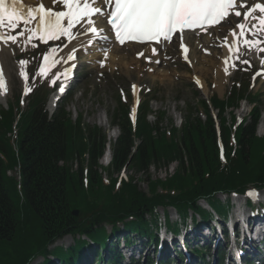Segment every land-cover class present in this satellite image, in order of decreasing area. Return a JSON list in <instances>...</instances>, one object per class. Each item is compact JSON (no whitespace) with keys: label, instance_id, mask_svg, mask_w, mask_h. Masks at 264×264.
<instances>
[{"label":"trees","instance_id":"16d2710c","mask_svg":"<svg viewBox=\"0 0 264 264\" xmlns=\"http://www.w3.org/2000/svg\"><path fill=\"white\" fill-rule=\"evenodd\" d=\"M45 97L34 94L22 113L14 111V107L0 111V264H29L36 257L43 258L41 264H56L54 261L90 264L88 253L98 254L95 244H101L102 251L116 257L113 239L121 232L119 225L123 232L154 240L153 230L157 229L154 211L158 207L173 208L183 222L191 213L196 225L197 217L203 222L208 218L198 201L204 200L224 214L216 194L242 193L248 186L264 187V138L254 134L257 108L251 112V124H241L236 129L234 125L227 126L223 117L225 110L236 107L241 99L260 104L258 99L247 95L246 87L233 89L223 100L216 97L210 100L211 107L218 111L225 150L223 163L218 157L214 124L204 101L199 106L205 121L187 117L181 130L171 129L169 136L160 132L157 123L153 126L147 123V101L140 105L132 134L126 118L127 106L118 102L112 122L120 126L121 136L112 148L107 174L111 176L112 171L118 172L126 164L139 173L146 172L151 165L177 162L172 176L148 183L147 193L140 191L132 178L121 181L118 188L114 178L108 185L103 183L95 170L102 152L100 131L84 126L80 119L72 123L63 110L47 120L42 110ZM17 117L16 136L12 139L8 135ZM133 138L140 143L128 159ZM16 169L19 181L7 175ZM84 169L87 174L83 178ZM74 209L79 210L77 218L71 214ZM165 223L168 229L178 232L177 225H171L168 218ZM106 226L111 228L112 236L106 235ZM64 235L75 238L70 248L48 249ZM125 237L127 240L128 236ZM22 247L28 249L19 256ZM10 253L15 255L9 256ZM98 256L96 264H107L102 255ZM16 258L18 261L12 263Z\"/></svg>","mask_w":264,"mask_h":264},{"label":"rangeland","instance_id":"374dc122","mask_svg":"<svg viewBox=\"0 0 264 264\" xmlns=\"http://www.w3.org/2000/svg\"><path fill=\"white\" fill-rule=\"evenodd\" d=\"M232 28L233 23L230 24L228 22L221 26L220 29L211 31L208 34L209 37L211 36L212 38H216L215 36L219 35L220 38L218 37L219 39H215L217 45H215L212 40L204 41L207 38V34L190 35L186 37L190 49L188 64L179 58L175 45L168 47L166 50H160L162 55L158 60H155L159 61V63H156L153 59H145L142 57L136 59L135 56L125 53L128 52V49H121L119 52L117 50L114 51L118 52L115 53L113 57V59L117 61H113L112 59L111 61L113 64H109L108 59H104V66L101 67L100 62L103 61L104 51L99 53L97 58L98 63L95 62L96 56L93 60L83 55L82 52H78L76 53L77 65L75 75H77V79L75 82V89L70 93L72 97L66 99L60 106L63 105L65 107L72 121H75L76 118L78 119L79 117L84 125L90 127L96 126L105 133L106 128L103 126V122H109V116L112 115L117 107L118 95L124 96V101H127L129 86L136 85L140 89L138 101H145L146 98L152 99L150 102V109L151 114L154 116L149 117L148 121L152 124L156 115L159 116L160 112H164L165 118L159 128L167 131L170 128L169 122L172 123L173 127L178 128L181 121L189 116H186L188 114L186 106L196 109L198 101L207 100L212 96H217L221 99L229 93L234 81H238L241 85H244L253 77L256 71H264V64H262L264 52L252 50L247 52L246 55H242L239 58L236 57L235 66L231 71H227V74L224 72L223 62L225 59H223L222 55L223 49L221 54L222 58H216L217 55L221 53L220 47H224L225 45L223 39L224 32L225 34H231L230 29ZM21 29L22 28H17L18 31H21ZM73 32L76 34V38L84 35V29L81 28H75ZM85 41H87V39ZM32 43L36 44L35 48L31 47V44H27L26 47L21 50L22 47L16 45V47H13V51L8 53L6 58L2 57V61L5 62L2 66L4 69L3 74L7 76V91L6 94H0V110L6 109L8 104H11L13 97L21 95V91L24 95L25 81L19 75L21 70L19 61L21 59L28 62L24 68V71L29 77L27 81L28 87H32L36 81L39 82L42 80L46 82L48 87H51L49 84L51 78L55 74L60 73L63 69H48L46 74H38L39 64L41 68L44 63V51L49 47H55L58 50V55L65 53L68 46L67 38L62 37L60 40L50 41L48 44H44L38 40H33ZM260 47H264V43H262ZM1 48L2 47H0V49ZM202 48L205 54H201ZM97 49H100V47L94 48L96 53L98 52L96 51ZM112 53H108L107 55H111ZM128 56L129 58L127 59ZM243 60H247L249 63L244 64L242 63ZM219 62L223 65H220ZM200 68L202 71H200ZM196 77L200 83H202L204 89L197 90L193 87V81ZM250 89L251 93H257L261 96L262 106L260 110L262 114L259 116L255 133L259 137H264V72L254 78ZM147 93L148 95H145ZM22 98L24 99L23 96ZM18 107L19 101L16 100L14 110ZM249 110L250 107L248 104L241 103L239 109L235 111V117L237 120L242 117L244 118L247 116ZM196 114V112H192L191 118L195 117ZM226 119L230 122L229 116H227ZM174 169L175 165H172L167 171H165V169L150 167L148 171L138 174L135 173L131 167H127L119 174L131 177L136 186L141 191L146 192L150 181L155 179L163 180L166 176L171 175ZM97 174H100L103 180L108 178L103 172ZM9 175L16 177L14 173H9ZM260 196H262V201H264V191L260 192ZM218 199L221 202H226L225 200L227 197L219 195ZM228 200L230 204L235 203L237 206L242 203L238 197H228ZM199 204L203 208H206L204 203ZM166 214L171 220L176 219L172 210H166ZM157 215L159 219L158 223L162 224L164 220V211L161 209L157 210ZM72 243L73 238L68 237L57 243V245H62L66 248ZM27 249L28 248L22 247V250L18 251L19 256L25 255ZM12 255L15 254H9V256ZM209 255H212V250L209 252ZM18 259L19 258L14 259L12 263L17 262ZM40 262L41 260L37 259L31 264H39Z\"/></svg>","mask_w":264,"mask_h":264},{"label":"snow or ice","instance_id":"6c2138e0","mask_svg":"<svg viewBox=\"0 0 264 264\" xmlns=\"http://www.w3.org/2000/svg\"><path fill=\"white\" fill-rule=\"evenodd\" d=\"M59 3L63 10L56 11L46 9L43 4L26 7L21 0H0V43L5 46H8L9 41L16 44L18 36L26 37L25 43L31 44L33 48L36 47V44L32 43L33 40L48 44L49 41H58L63 37L71 41L76 38L73 29L77 25L84 27L82 21L87 24L83 34L100 36L103 29L97 27L99 17L107 18V23L114 32L115 41L121 45L125 42L170 43L176 33H180L182 39L186 30L214 26L233 12L236 17H241L242 13L236 9L245 7L239 0H59ZM104 5L108 6V11L104 10ZM21 25H23L21 31L14 35L15 30ZM236 27L239 29L238 33L235 30L231 31L233 40L228 48L230 56L236 55L239 58L252 50L264 52V47H260L264 40L259 38L264 36V3H255L248 8L243 13V22L238 23ZM102 39L108 42L110 37L105 35ZM181 47L186 53L187 48L183 44ZM57 51L55 47H49L44 51L43 60L47 69L55 67L58 63ZM156 52L157 49L154 47L153 55ZM104 56L106 59L107 50L104 51ZM75 58L76 53L73 50L67 55L66 60L72 61ZM27 63L24 59L19 61L21 69L19 75L25 81L24 95L31 91L27 86L28 74L24 71ZM227 63L226 60L225 64ZM242 63L248 64L249 61L243 60ZM100 65L104 66L103 61ZM45 71L46 68L42 66L38 74L44 75ZM227 71L226 67V74ZM61 75L68 79L69 70H65ZM59 90L63 93V86ZM6 91V79L3 70L0 69V94H6ZM133 94L136 95L135 85ZM138 103L137 99L135 105ZM135 105L132 112L133 121ZM246 195L255 198L257 194L250 191Z\"/></svg>","mask_w":264,"mask_h":264},{"label":"bare ground","instance_id":"6f19581e","mask_svg":"<svg viewBox=\"0 0 264 264\" xmlns=\"http://www.w3.org/2000/svg\"><path fill=\"white\" fill-rule=\"evenodd\" d=\"M21 2L26 7H29V6L35 7L37 5L43 4L44 6L47 5V6H49V8H52L54 10H56L57 7L59 9L58 11L63 10L61 4L59 3V0H21ZM93 19H97V18L96 17H93ZM100 21H101V17H99L97 25L100 24ZM241 22H243V20H241ZM81 23L84 25L83 29L87 27L86 22L82 21ZM76 28H82V27H81V25H77ZM208 31H212V30L210 29V30H207L205 32H208ZM235 31L238 33V28H236ZM18 33L19 32H17V33L14 32L13 34L14 35H17ZM194 33H198V32H194ZM186 36H187V34L185 35V37ZM206 37L207 38L204 41L212 40V42H214L215 39L219 37V35L215 36L216 38H212L211 36L209 37V35L207 34ZM223 37L225 38L226 46L225 47L222 46L221 53H220V55H217V58L216 59H221L222 58L221 57L222 49H223V54L222 55H223V59H225V61L226 60L229 61L230 59H235L236 58V55H232V57H231L230 54H229V50H228L229 43L231 45V42L233 40V37L231 35H229V33L226 34V35L223 34ZM259 38H263L264 39V36H259ZM25 39H26V37H20V36H18V42L16 44H12L10 41H9L8 46H5L3 44L2 48L0 49V55H1V59H0V69H2L3 72H4V69H3L2 64H4L5 62L2 61V57L3 58H6L8 56V53H10L11 51H13V47H16V45H19L20 47H22L21 50H23L26 47V45H27V43H25ZM86 39H87V41H85ZM93 39H94V36L85 35V36H82V38H78V39H75L74 38L73 40H71L70 43L68 44L67 48H66L65 53L57 56L58 63L55 65V67H59V66H61V67H63V66L64 67H67V64H68V61L66 60L67 55L70 52H72L73 50H76L79 47H84L86 44L92 43V40ZM237 39H239L238 36H237ZM101 40H102V43L105 42L102 38H101ZM109 42H110V40L107 43H109ZM212 42H209V43H212ZM107 43H105L104 46H107ZM161 45L165 46L166 44L163 43ZM154 47L155 46H137V45H133V44H128V45H124L122 47V49H124V50L128 49V52H125V53H129L128 55L131 54V55L135 56L136 58L142 57V58H145V59H153L155 61V60H158L160 58L161 54H157V55L155 54V55H153V48ZM186 47H187V45H186ZM187 49H188V47H187ZM116 50L118 52L121 51V49H119L118 47L116 48L114 46V44L109 45L108 53H112V52H114ZM134 50H136V51H134ZM129 51H133V52H129ZM118 52H114L111 55H107V58L106 59H108L109 64H113V62L111 60L113 59L114 54L115 53H118ZM139 53H143V55H138ZM201 54H205L203 48L201 49ZM180 56L183 57L182 54L179 53V57ZM186 57L187 58L189 57V49L187 50ZM128 58H129V56L127 57V59ZM104 59H105V56H104ZM113 61H117V60H114L113 59ZM225 61L223 62L224 65L222 63H220V62H219V64L220 65L222 64L223 66H225ZM55 67H53V68H55ZM200 71H202L201 68H200ZM200 71H199V74H200ZM4 77H5V79H7V76L5 74H4ZM196 80L199 82V80L197 79V77H196ZM200 85H201V88L204 89V86L202 85V83H200ZM47 108L49 110H53V108H54V100H53L52 97L49 99V102L47 104ZM240 222L243 223V224H239V228H241L242 231H243L242 232V236H241V240H240V243H241V246L240 247H244L245 246V243H247V247L250 248L252 245H254V242L252 240L246 241L248 239V237H249V228L246 227V225L244 224V222H242V220ZM252 228H254L253 239H255V241L256 240H259L260 237H261V231L263 232V230H264V220H263V223H261L259 225V227L258 226H252ZM246 250L249 251V249H246ZM232 254H233V257L235 258V262L234 263L235 264L239 263V259L237 257L238 256V251L235 252V251L232 250Z\"/></svg>","mask_w":264,"mask_h":264}]
</instances>
